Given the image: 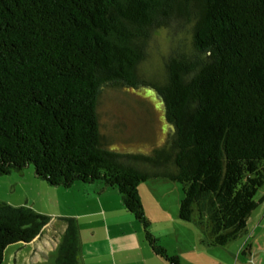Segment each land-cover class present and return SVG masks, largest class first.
<instances>
[{"label": "trees", "instance_id": "16d2710c", "mask_svg": "<svg viewBox=\"0 0 264 264\" xmlns=\"http://www.w3.org/2000/svg\"><path fill=\"white\" fill-rule=\"evenodd\" d=\"M174 23L186 24L192 53L168 54L160 81L141 78L151 32ZM142 84L160 96L170 132L149 152L110 149L100 91ZM30 165L52 186L116 189L166 264L181 263L150 231L145 180L179 185L178 218L201 241L242 235L264 185V0H0V176ZM49 220L0 200V264ZM63 220L55 264H78L77 223Z\"/></svg>", "mask_w": 264, "mask_h": 264}, {"label": "crops", "instance_id": "0c3cea01", "mask_svg": "<svg viewBox=\"0 0 264 264\" xmlns=\"http://www.w3.org/2000/svg\"><path fill=\"white\" fill-rule=\"evenodd\" d=\"M6 178L27 179L30 188L34 183L44 190L43 198L32 206L50 220L26 242L34 262L54 261L65 229L63 217H72L79 234L78 264H166L147 245L141 225L124 209L116 189L102 190L99 182L52 186L30 166L0 176V183H6ZM138 193L151 233L181 264H264V185L255 194L257 203L247 217L245 232L222 246L201 241L198 226L178 218L181 190L177 183L148 179L139 184ZM18 205L32 207L27 200Z\"/></svg>", "mask_w": 264, "mask_h": 264}, {"label": "rangeland", "instance_id": "374dc122", "mask_svg": "<svg viewBox=\"0 0 264 264\" xmlns=\"http://www.w3.org/2000/svg\"><path fill=\"white\" fill-rule=\"evenodd\" d=\"M175 50L192 53L186 24L174 23L170 29L153 30L144 47L142 60L137 65V74L143 79L160 81L163 60ZM97 113L100 131L108 141V147L115 151L149 152L164 141L171 128L164 119L160 96L148 85L136 88L104 87L98 97ZM30 167L33 170L32 165ZM9 180L0 183L2 201L16 205L27 200L32 206L44 196L43 188L34 183L30 188L31 182L28 183L27 179L21 182L17 178ZM25 181L26 184H23ZM29 249L31 245L26 242L10 244L4 250L1 264H55V258L54 261L34 262Z\"/></svg>", "mask_w": 264, "mask_h": 264}]
</instances>
